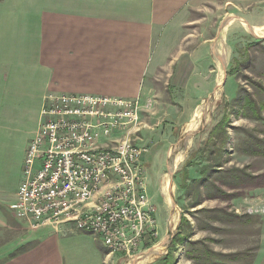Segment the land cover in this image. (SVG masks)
<instances>
[{
    "label": "crops",
    "instance_id": "1",
    "mask_svg": "<svg viewBox=\"0 0 264 264\" xmlns=\"http://www.w3.org/2000/svg\"><path fill=\"white\" fill-rule=\"evenodd\" d=\"M232 33L247 42L264 40V0H0V264H118L122 259L89 233L71 226L59 232L31 230L13 214L17 194L7 202L2 156L6 134L21 130L15 124L33 121L32 136L22 147L24 167L47 96L139 99V144L153 146L150 158H143L147 191L155 204L162 195L169 202L173 191L171 186L166 191L167 179L162 193H155L147 170L155 172L160 154L169 155V134L177 138L179 128L191 133L197 108L219 86L214 57L231 54ZM160 214L158 208L157 243L147 239L145 258L156 256L159 246H164L161 253L170 250L178 234L177 222L170 229ZM17 224L25 233L7 236ZM252 264H264V217Z\"/></svg>",
    "mask_w": 264,
    "mask_h": 264
},
{
    "label": "rangeland",
    "instance_id": "2",
    "mask_svg": "<svg viewBox=\"0 0 264 264\" xmlns=\"http://www.w3.org/2000/svg\"><path fill=\"white\" fill-rule=\"evenodd\" d=\"M203 15L202 12L197 17ZM230 38L231 54H223L222 59V54H215L214 57L216 77L218 81L223 78L222 84L217 86L211 99L203 104L204 107L201 105L195 112L196 115L201 114L202 123L196 131L186 135L182 128H179L182 132L177 138L169 134L171 140L167 142L173 145L169 155L160 154L155 172L147 170L155 193H162L165 178L170 180L172 200L167 202L166 196L162 195V201H156L155 205L166 223L177 221L175 231L179 233L181 226L185 241L172 250L175 264L177 258H181L182 264H252L259 245L261 220L264 217V157L250 156L245 150H251L254 138L264 139V111L257 118L250 110L238 107L234 101L238 94L241 98L249 97L257 108L264 101V40L247 42L233 33ZM221 67L223 71H220ZM225 117L229 118V140L222 147L224 134L219 133L212 141L210 139L211 133ZM15 126L21 127V130L6 134L2 156L7 202L15 199L23 177L22 147L32 136L33 121ZM139 134L141 131L137 136ZM140 137L137 140L142 142ZM178 137H181L179 142ZM152 147L151 144L147 145L149 152L145 158H150ZM176 159L180 162L172 169L171 165ZM189 161L193 165L187 168L188 182L184 188L185 166ZM234 168L245 172L240 182H235L232 174L227 173ZM218 189L224 192L223 196ZM171 224L170 229L173 228ZM25 231L21 224H17L7 236L18 237ZM157 239L152 242L156 244ZM169 252L166 247L163 253L149 256L148 260L143 254L134 261L121 253L122 257H119L122 259L118 264H151L155 260L161 263Z\"/></svg>",
    "mask_w": 264,
    "mask_h": 264
},
{
    "label": "built area",
    "instance_id": "3",
    "mask_svg": "<svg viewBox=\"0 0 264 264\" xmlns=\"http://www.w3.org/2000/svg\"><path fill=\"white\" fill-rule=\"evenodd\" d=\"M141 102L89 94L47 96L10 209L31 230L64 226L134 261L158 237L146 186ZM137 136V137H136Z\"/></svg>",
    "mask_w": 264,
    "mask_h": 264
},
{
    "label": "trees",
    "instance_id": "4",
    "mask_svg": "<svg viewBox=\"0 0 264 264\" xmlns=\"http://www.w3.org/2000/svg\"><path fill=\"white\" fill-rule=\"evenodd\" d=\"M234 103H236L238 107H241V108L250 110L251 113H252V115L254 117H257V118L260 117V112L261 111H264V101L260 105V107L257 108L256 104H254L249 97H243V98H241L240 97V94H238V96L235 99ZM245 115H248V114L246 113ZM228 122H229V118L228 117H225L216 126V128L214 129V131L211 133V139H210V141H212V139H213V137L215 135H219V133H220V134H224V135H222L224 137V139L222 141V147H224L227 144V142L229 140V134H228V131H227ZM216 137H218V136H216ZM253 140L254 141L252 143V146L250 145L251 150H245V153L248 154V155H250V156H253L254 155V156L264 157V139L254 138ZM192 165H193L192 164V161H189L186 164V166H185V175H186L185 177L186 178H185V181L183 182V187L184 186L186 187L187 182H188V178L187 177H188L189 173H188V169L187 168L190 167V166H192ZM218 165H220V167H222V165L220 163ZM219 171H223V170H219ZM227 173H231L232 174L231 178L235 182H240V180L243 179L241 177L244 175L245 172L243 170H241V169L234 168L231 171H228ZM218 191H219V193L222 196L224 195V192L221 189H218ZM184 219L185 218H183V221H186ZM181 233L182 232H181V226H180L179 233L177 234V236L173 240L172 248L170 249V252H169L168 256L165 258V260H164L165 263L164 264H175L172 250H173L174 247L178 246V244H183V242L185 241V239L183 238V236H182Z\"/></svg>",
    "mask_w": 264,
    "mask_h": 264
},
{
    "label": "bare ground",
    "instance_id": "5",
    "mask_svg": "<svg viewBox=\"0 0 264 264\" xmlns=\"http://www.w3.org/2000/svg\"><path fill=\"white\" fill-rule=\"evenodd\" d=\"M231 23V22H230ZM227 27V26H226ZM254 30V29H253ZM225 54V53H224ZM226 55V54H225ZM221 58V57H220ZM223 61V60H222ZM227 63V62H226ZM223 65V64H222ZM222 75V74H221ZM222 79L223 78H220V83H219V86H220V84H222ZM218 83V82H217ZM216 83V84H217ZM223 86V85H222ZM216 91V90H215ZM223 91V90H222ZM218 92V91H217ZM216 93V92H215ZM215 97H217V96H215ZM217 99V98H216ZM215 99V100H216ZM207 104V103H206ZM203 107H204V105H203ZM207 107V106H206ZM201 108V107H200ZM205 110V109H204ZM209 111V110H208ZM206 113V112H205ZM203 116V115H202ZM209 117V116H208ZM201 114L200 113H197V115L195 116V119H194V121H193V123L188 127V129H189V131H195L198 127H199V125H200V123H201ZM210 122V121H209ZM187 125V124H186ZM203 126V125H202ZM200 134V133H199ZM194 135V134H193ZM189 137V136H188ZM191 137V136H190ZM187 140H189V139H187ZM192 141V140H191ZM189 145V144H188ZM191 146V145H190ZM177 150V149H176ZM174 152V151H173ZM176 156V155H175ZM185 156V155H184ZM184 156H182V157H184ZM178 162H180L179 160H177L176 159V162H174V165L172 166L174 169H175V167H176V165L178 164ZM183 162V161H182ZM172 168V169H173ZM171 177V176H170ZM166 181V180H165ZM166 183V182H165ZM174 185V184H173ZM170 180L169 179H167V183L165 184V188H166V191L168 190L169 191V188H170ZM165 193H167V192H165ZM173 205V204H172ZM178 213V212H177ZM174 219V218H173ZM172 221V220H171ZM180 221V220H179ZM177 222V221H176ZM174 223V222H173ZM174 226V225H173ZM172 227V226H171ZM174 228V227H173ZM177 228V227H176ZM163 248H164V246H159V247H157V249L154 251V253L153 254H155V255H157V254H160L161 252H162V250H163ZM147 258V257H146ZM154 259V258H153ZM146 260H148V258L146 259ZM151 260H152V258H151ZM151 260H149V261H151ZM144 261V260H143ZM143 261H141V263L143 262ZM153 261V260H152ZM149 263V262H148ZM138 264V263H137ZM140 264V263H139ZM146 264V263H145Z\"/></svg>",
    "mask_w": 264,
    "mask_h": 264
}]
</instances>
